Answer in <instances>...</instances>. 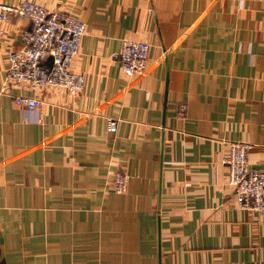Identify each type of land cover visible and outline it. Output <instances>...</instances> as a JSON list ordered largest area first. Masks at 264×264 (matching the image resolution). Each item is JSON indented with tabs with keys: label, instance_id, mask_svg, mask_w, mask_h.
Segmentation results:
<instances>
[{
	"label": "crops",
	"instance_id": "crops-1",
	"mask_svg": "<svg viewBox=\"0 0 264 264\" xmlns=\"http://www.w3.org/2000/svg\"><path fill=\"white\" fill-rule=\"evenodd\" d=\"M31 1L85 23L70 64L85 85L5 86L30 22L0 20V264H264V210L236 206L221 163L241 140L264 171V0ZM125 38L149 43L144 75L121 72Z\"/></svg>",
	"mask_w": 264,
	"mask_h": 264
},
{
	"label": "built area",
	"instance_id": "built-area-1",
	"mask_svg": "<svg viewBox=\"0 0 264 264\" xmlns=\"http://www.w3.org/2000/svg\"><path fill=\"white\" fill-rule=\"evenodd\" d=\"M9 13L28 18L30 26L18 32V47L8 46L4 50V85L32 90L52 86L72 95L79 94L84 89L85 78L73 72L70 64L85 34V23L67 12L49 9L31 0H21L16 6L0 4V20H6ZM149 47L141 39H122L118 53L121 72L126 76L144 75ZM12 105L36 113L41 102L35 95L18 94L12 96ZM183 108L180 104L175 114L182 117ZM105 121L107 132L124 136L126 121L112 116H105ZM250 148L251 144L246 141H227L221 163L225 168V184L232 190L236 206L260 212L264 210V171L247 165ZM127 181L126 174L115 172L112 191L124 193Z\"/></svg>",
	"mask_w": 264,
	"mask_h": 264
}]
</instances>
